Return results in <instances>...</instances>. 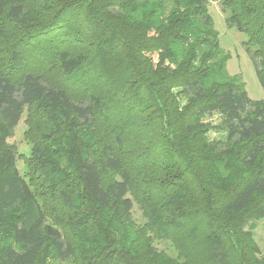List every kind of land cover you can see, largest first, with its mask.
<instances>
[{
    "label": "trees",
    "instance_id": "1",
    "mask_svg": "<svg viewBox=\"0 0 264 264\" xmlns=\"http://www.w3.org/2000/svg\"><path fill=\"white\" fill-rule=\"evenodd\" d=\"M221 4L228 27L247 36L264 88V0ZM3 42L0 264H153L152 237L188 227L196 236L200 223L209 244H235L240 264H264L252 238H239L249 217L264 218V98L229 73L209 0H0ZM53 67L74 74L71 86L55 80ZM92 73L127 87L129 109L161 120L167 155L187 171L158 175L159 195L126 158L125 123L109 127L116 107L108 90L73 94ZM26 112L31 129L36 116L48 131L34 145L30 179L10 143ZM196 158L201 176L217 175L199 177L204 205L194 207L180 185L197 172ZM135 201L147 227L134 223Z\"/></svg>",
    "mask_w": 264,
    "mask_h": 264
},
{
    "label": "rangeland",
    "instance_id": "2",
    "mask_svg": "<svg viewBox=\"0 0 264 264\" xmlns=\"http://www.w3.org/2000/svg\"><path fill=\"white\" fill-rule=\"evenodd\" d=\"M209 10L213 16L215 28L220 33L221 45L225 53L230 54V59L227 63L229 73L232 76L235 74L240 76L241 80L246 83V89L252 98H264V88L257 76L252 55L247 51L245 45L247 36L235 28L228 27L226 22L227 14L223 11L221 0H209ZM4 40L7 41V38ZM0 48H7V44L1 43ZM40 58L39 56L37 61ZM44 66L49 68L51 64L48 63ZM53 71L54 74L52 76L54 75L55 80L71 86V82L68 81L75 79L74 74L67 75V78L59 69L54 68ZM94 87L104 91L108 90L107 96L116 107L115 113H110L109 127L112 128V125L118 122L125 123L126 158L132 162V169L136 175L138 174L137 176L142 180L146 179L144 181L148 182V190L152 192V195H159L157 190L160 186V181L158 182L157 180L160 178L158 175L165 176L166 172L178 174L180 171H187L184 167L180 168L174 165L175 163L172 161L174 158H170L167 155L164 147L166 139L164 138L165 133L163 130L165 128L161 120L153 111H141L139 107H136L133 111L129 109L128 106H132L131 91L127 87H111L95 73L90 74V78H87L85 83L70 88L75 96L82 98L83 96L87 97ZM27 116L28 112L24 114L18 126L14 129L10 143L15 146L16 163L20 173L30 179L31 176H36L35 166L37 161L32 154L34 145H38L40 139H43V135H46L48 131L44 127V122L39 123L36 116L33 119L34 127L31 129V119L28 121ZM215 136L216 134L212 133V137ZM175 162H179V159L176 158ZM194 164L197 166V172L192 169L188 170L187 179L180 186L185 188L184 191L190 195L189 198L192 199L195 207L204 205L203 188L199 185V177L207 180L210 178V174L217 175V172L209 170L206 172L205 177L204 175L201 176L203 171H206L203 158H196ZM116 176L118 175L116 174ZM169 179H172V177ZM202 182H204V179ZM214 189L217 190L216 188ZM179 191L183 190L180 189ZM168 198L170 197H167V195L162 197L163 200ZM132 216L137 227H147V214L138 201L134 203ZM198 226L200 227V233L196 236L191 235L188 227V229L180 232L171 231V238L169 239L152 237L151 244L154 251L150 254L152 260H149L153 264H221L218 258H222L224 262H231L229 264H240L239 254L234 243L227 241L223 247H215L207 242V230L204 224L200 223ZM241 233L239 234L240 239L244 240V238L251 237L254 243L257 244L260 249L257 257L260 262L264 263V218L249 217L241 226ZM243 242L244 244L246 243L245 241Z\"/></svg>",
    "mask_w": 264,
    "mask_h": 264
}]
</instances>
